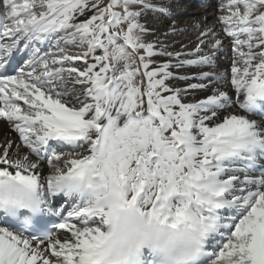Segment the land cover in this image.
I'll list each match as a JSON object with an SVG mask.
<instances>
[{
	"label": "snow or ice",
	"instance_id": "6c2138e0",
	"mask_svg": "<svg viewBox=\"0 0 264 264\" xmlns=\"http://www.w3.org/2000/svg\"><path fill=\"white\" fill-rule=\"evenodd\" d=\"M0 3V264H264V0H219L191 51L164 0ZM41 204L51 229L16 214Z\"/></svg>",
	"mask_w": 264,
	"mask_h": 264
},
{
	"label": "rangeland",
	"instance_id": "374dc122",
	"mask_svg": "<svg viewBox=\"0 0 264 264\" xmlns=\"http://www.w3.org/2000/svg\"><path fill=\"white\" fill-rule=\"evenodd\" d=\"M207 1L206 5H204L202 2L195 0H164V3L167 5L164 11L157 14L149 13L146 20L148 24L158 32H167V25L172 23L174 19L178 31L174 35L170 34L166 39L161 36V39L164 40L165 43L171 44L176 50H179L181 44H186V41H188V47L193 50L195 48V41L199 35L198 29L216 26V17L220 15L219 11L214 14L219 0H215L212 6L210 3L211 0ZM0 6L2 9H5L2 3H0ZM152 39V36H148L146 37V42H150ZM230 47L231 46H227V49L224 50L225 53L223 52L224 54L222 53L221 56L231 59ZM182 71L185 73L180 72V75L178 74L179 76H191L190 66L182 68ZM180 81L185 80L177 79L170 83L183 88L179 84Z\"/></svg>",
	"mask_w": 264,
	"mask_h": 264
},
{
	"label": "bare ground",
	"instance_id": "6f19581e",
	"mask_svg": "<svg viewBox=\"0 0 264 264\" xmlns=\"http://www.w3.org/2000/svg\"><path fill=\"white\" fill-rule=\"evenodd\" d=\"M217 9H216V12H214V14H216L218 12ZM4 11H5V9H2V7L0 6V16L3 15ZM216 26L219 27L218 20H216ZM187 43H188V41H186V45H188ZM227 46H231V45L226 44L225 45V48L222 50V53L223 52L225 53L224 50L227 49ZM187 50H191V48L188 47ZM17 56L19 57V60L20 61H23L24 62V59L25 58H24L23 53H18ZM229 62H230V59L228 57L221 56V54H219L218 55V60H217V66H218L219 71L223 72L225 70V68L227 67V65L229 64ZM202 70H209V69H207V68L201 69L198 66H190V73L191 74L197 73V72L202 71ZM174 71L177 74H179V75H180V72H183L182 71V68H180V69H174ZM183 73H185V72H183ZM190 82H197V81H193V80L190 79V80L180 81L179 84L182 87H185L187 85V83H190ZM204 95H205V93H202V92L196 93V97H203ZM189 99H193V97H189ZM5 137L12 139L16 143H19L18 134L15 133L14 131H12L11 128H10V126H9V124H7L2 118H0V140L4 139ZM44 171H45V174H48V170L47 169H45ZM52 203L57 208H59V207H66L67 206L66 200L65 199H62V198H56V199H54L52 201Z\"/></svg>",
	"mask_w": 264,
	"mask_h": 264
},
{
	"label": "clouds",
	"instance_id": "9594fccd",
	"mask_svg": "<svg viewBox=\"0 0 264 264\" xmlns=\"http://www.w3.org/2000/svg\"><path fill=\"white\" fill-rule=\"evenodd\" d=\"M35 195L42 199V197L39 196V192H36ZM44 205L41 204L38 208L36 209H32V208H24V207H21V208H17L16 209V214L19 215L20 213H28L31 217H35V216H38L40 215L43 211H44ZM0 211H4L3 208H0Z\"/></svg>",
	"mask_w": 264,
	"mask_h": 264
}]
</instances>
